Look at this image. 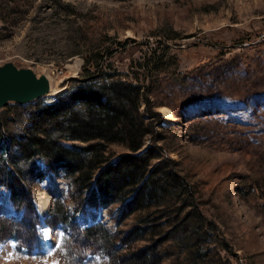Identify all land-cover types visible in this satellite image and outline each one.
I'll use <instances>...</instances> for the list:
<instances>
[{"label":"rangeland","instance_id":"1","mask_svg":"<svg viewBox=\"0 0 264 264\" xmlns=\"http://www.w3.org/2000/svg\"><path fill=\"white\" fill-rule=\"evenodd\" d=\"M99 44L118 48L100 75L115 69L145 92L141 151L173 171V191L146 209L128 197L79 209L89 189L49 172L32 190L42 244L6 238L0 264H72L82 244L60 209L106 227L81 239V264H264V0H0V64L52 76L61 89L40 98L72 88ZM130 151L120 141L107 154ZM21 214L3 190L0 216Z\"/></svg>","mask_w":264,"mask_h":264},{"label":"trees","instance_id":"2","mask_svg":"<svg viewBox=\"0 0 264 264\" xmlns=\"http://www.w3.org/2000/svg\"><path fill=\"white\" fill-rule=\"evenodd\" d=\"M87 47L84 73L74 79L72 88L52 101L11 102L0 111V194L8 190L12 205L22 210L20 218L0 216V242L12 238L18 242L17 248L42 244L37 230L40 214L32 190L49 172L64 178L70 191L79 189L81 183L89 189L79 209L88 203L107 207L121 197L146 209L172 190L173 171L161 172L159 160L151 164L150 159L157 157L151 145L141 151L144 139L139 137L141 124L136 117L145 94L141 85L114 77L115 69L100 75L99 70L118 48L103 44ZM120 141L127 142L131 151L110 159L109 144ZM58 213L55 218L69 227L70 238L82 244L77 246L79 257L76 251L72 254V264H81L87 253L81 239L87 232L92 234L90 241L106 238L105 230L96 231L105 225L98 222L78 227L70 212L60 209ZM91 243L92 249L99 247L95 240Z\"/></svg>","mask_w":264,"mask_h":264},{"label":"water","instance_id":"3","mask_svg":"<svg viewBox=\"0 0 264 264\" xmlns=\"http://www.w3.org/2000/svg\"><path fill=\"white\" fill-rule=\"evenodd\" d=\"M51 89L46 73L8 60L0 64V109L11 102L26 103L43 97Z\"/></svg>","mask_w":264,"mask_h":264},{"label":"bare ground","instance_id":"4","mask_svg":"<svg viewBox=\"0 0 264 264\" xmlns=\"http://www.w3.org/2000/svg\"><path fill=\"white\" fill-rule=\"evenodd\" d=\"M48 75V77L50 78V77H52V76H50L49 74H47ZM51 79V78H50ZM52 83V82H51ZM54 83V82H53ZM52 83V84H53ZM56 83V82H55ZM53 87H51V89H50V91L47 93V95L48 94H53V93H57V92H59V90L61 89V87H57V86H54V85H52ZM168 114V116L170 115V113H167Z\"/></svg>","mask_w":264,"mask_h":264},{"label":"snow or ice","instance_id":"5","mask_svg":"<svg viewBox=\"0 0 264 264\" xmlns=\"http://www.w3.org/2000/svg\"><path fill=\"white\" fill-rule=\"evenodd\" d=\"M44 235H45V237H47V233H46V232H45V234H44Z\"/></svg>","mask_w":264,"mask_h":264}]
</instances>
